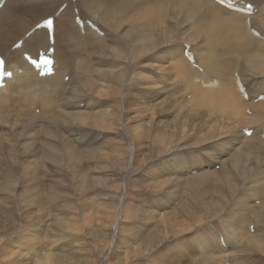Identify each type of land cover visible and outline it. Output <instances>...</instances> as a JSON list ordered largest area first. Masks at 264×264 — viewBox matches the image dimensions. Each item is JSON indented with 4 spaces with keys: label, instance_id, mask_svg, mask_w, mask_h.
Masks as SVG:
<instances>
[{
    "label": "bare ground",
    "instance_id": "bare-ground-1",
    "mask_svg": "<svg viewBox=\"0 0 264 264\" xmlns=\"http://www.w3.org/2000/svg\"><path fill=\"white\" fill-rule=\"evenodd\" d=\"M241 2L253 5L249 13L220 0H6L0 8V54L12 77L0 88V215H18L26 203L42 198L57 200V188L69 193L64 178L69 182L75 167L109 149L117 152L120 181L115 193L98 200L124 207L123 182L141 173L132 169L138 163L141 170L154 166L148 169L154 180L139 201L149 205L145 218L135 208L131 222L128 211L120 222L123 229L132 226L133 232L126 231L134 242L119 239L117 261L106 264H140L165 248L182 215L192 223L207 219V252L227 248L217 264L229 258L234 263L229 250L263 248L264 0ZM42 5L49 10L36 17ZM172 10L195 18L203 44L183 38L181 46L177 41L162 50ZM48 17L55 21L53 44L47 28H35ZM122 31L131 40L125 42ZM37 40L45 53L54 47L50 76L40 77L24 58L38 57ZM125 46L121 63L114 56ZM225 51L238 59L232 71L216 59ZM42 173L54 176L49 188L39 181ZM92 174L103 180L113 170L95 167ZM67 192L63 199L69 201ZM254 223L259 233L251 232ZM47 243L45 256L54 252L53 260L68 245L80 244L67 230L59 238L48 236Z\"/></svg>",
    "mask_w": 264,
    "mask_h": 264
},
{
    "label": "rangeland",
    "instance_id": "rangeland-1",
    "mask_svg": "<svg viewBox=\"0 0 264 264\" xmlns=\"http://www.w3.org/2000/svg\"><path fill=\"white\" fill-rule=\"evenodd\" d=\"M48 10V8L43 6L39 9L36 17L40 14H45ZM168 23L170 27L164 28L168 38L161 47L162 50L168 44L177 41H179L178 44L181 46L183 38L191 39V43L194 45L203 44L196 28L195 18L191 15L186 14L181 17V14H177L172 10ZM28 33H26L27 36ZM122 33L125 42L131 40V36L126 34L125 31H122ZM184 45L188 44L184 43ZM127 53L128 50L125 46L123 50L116 52L114 58H117L122 63L127 57ZM242 57L244 58V56ZM216 59L222 67L229 71L235 68L238 60L228 51L221 52ZM194 75L197 74L194 73ZM131 116H128V119ZM128 119L121 123L122 128L129 122ZM145 120L149 121L150 119L146 117ZM145 120L141 121V123L144 124ZM27 122L25 121L26 124H29ZM243 135L245 134L243 133ZM44 157L43 155L41 156V158L45 159ZM129 157L132 159L131 154H129ZM155 163L157 164V162ZM83 164L75 167V174L74 176L70 175L69 182L67 177L64 178L63 183L69 187V193L72 195L71 200H64L63 194L67 191L57 188L56 192L52 191L53 196L56 195L55 198L57 197V200L45 202V198H42L38 203H26V209L18 215H0V253L2 250H6L8 253V255L0 254V264H49L52 261L53 264H106L107 260L114 263L120 254L118 251H122L121 245L123 246V243L121 242L126 241L128 238H130V243L134 242L132 239V230H134L132 226H130L131 228L123 229V225L121 228L120 222L121 220L124 221L127 211L128 217L131 218L126 219L128 222L133 219V213H135L136 209H140L138 213L142 218H145V213L149 212L147 201L144 202V206L139 201L144 193V187L147 186L146 183L154 180L150 172H148L150 171L148 169H153L154 166L148 165L141 170L139 163L137 169L133 165L132 169L139 171V173L141 172L142 176L137 174L123 182L128 195L123 201L125 206L119 207L117 210L115 202L98 200L99 196H103L106 193H115L117 190L118 182L120 181V178L118 179L119 161L117 152L105 149L100 153L91 154L88 164L85 167H83ZM216 165V167L220 166V164ZM95 167L110 168L113 170V176L103 180L92 179L91 176L94 175L92 174V169ZM53 177L42 173L39 176V181L49 188ZM63 186L60 185L59 187L64 188ZM57 192L58 194H56ZM175 203L176 201H172L171 205ZM141 208L148 211H143ZM131 210L133 211L131 212ZM175 222L176 230L172 233V239L169 240L166 247L151 252L140 264H217L215 260L219 257V253L225 254L224 250L227 248L220 249L219 253L207 252L202 240L204 236L203 226L207 219L192 223V218L182 215L175 218ZM215 227L222 230L220 225H215ZM152 228V232L155 234L156 226L152 225ZM254 228H257L256 224L255 227L254 225L250 226L251 232L259 233L258 229L253 232ZM127 229H132V232L126 231ZM64 230H67V234L71 235L80 244L77 246L74 244L68 245L63 251L59 252L54 260V252L49 259L46 258L45 253L51 247L47 243V237L59 238ZM207 231L209 230L205 231L206 235L209 233ZM123 232L126 234H123ZM196 236L200 237V240H196ZM27 242H30L28 246L24 244ZM234 251H228L230 255L232 254L234 263L229 258L227 264H240L241 262L244 264H264V254H260L264 253V247H250L239 252L238 249ZM111 253L118 255L115 257ZM225 263L226 261L222 264Z\"/></svg>",
    "mask_w": 264,
    "mask_h": 264
},
{
    "label": "snow or ice",
    "instance_id": "snow-or-ice-1",
    "mask_svg": "<svg viewBox=\"0 0 264 264\" xmlns=\"http://www.w3.org/2000/svg\"><path fill=\"white\" fill-rule=\"evenodd\" d=\"M45 24L49 28H52L55 25V21H54V19H46L45 20ZM35 46H36V54H37V56H39V50L42 47V44H41V42L39 40H37ZM29 59H31V58H29ZM32 63L33 64H36V61L33 60ZM49 63H51V61H49V60H45L44 61V64L45 65H47ZM0 72H2L3 75H5V76H10L11 75V72H9V71L6 70V61H5L4 58H0Z\"/></svg>",
    "mask_w": 264,
    "mask_h": 264
}]
</instances>
